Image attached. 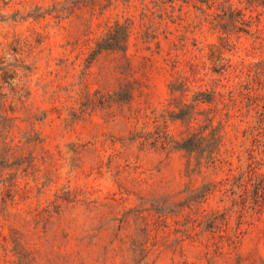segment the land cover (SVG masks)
Listing matches in <instances>:
<instances>
[{"label":"rangeland","instance_id":"374dc122","mask_svg":"<svg viewBox=\"0 0 264 264\" xmlns=\"http://www.w3.org/2000/svg\"><path fill=\"white\" fill-rule=\"evenodd\" d=\"M0 264H264V1L0 0Z\"/></svg>","mask_w":264,"mask_h":264},{"label":"trees","instance_id":"16d2710c","mask_svg":"<svg viewBox=\"0 0 264 264\" xmlns=\"http://www.w3.org/2000/svg\"><path fill=\"white\" fill-rule=\"evenodd\" d=\"M210 0H207V2ZM254 1V0H251ZM257 2H263L264 0H255ZM128 36V32L125 28H123L120 24H117L116 27L112 32H110L105 39H103L100 43H98V50L101 49H120L123 44L125 43V40ZM204 94H202L203 96ZM199 100V99H198ZM204 102H210L207 99H204ZM175 116H178V118L182 117V114H175ZM206 130H210V138L208 139L209 144L211 146H216L219 144V134L212 125H206ZM206 141L205 137H198L197 135L192 136L191 138L185 139L182 142L176 143L175 148L177 150L186 151V152H194L201 148V142ZM209 160H213V151H211ZM259 196L257 197L258 200Z\"/></svg>","mask_w":264,"mask_h":264}]
</instances>
